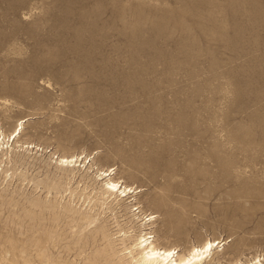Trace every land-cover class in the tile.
I'll use <instances>...</instances> for the list:
<instances>
[{
    "label": "rangeland",
    "instance_id": "1",
    "mask_svg": "<svg viewBox=\"0 0 264 264\" xmlns=\"http://www.w3.org/2000/svg\"><path fill=\"white\" fill-rule=\"evenodd\" d=\"M0 141V264H264V0H0Z\"/></svg>",
    "mask_w": 264,
    "mask_h": 264
},
{
    "label": "bare ground",
    "instance_id": "2",
    "mask_svg": "<svg viewBox=\"0 0 264 264\" xmlns=\"http://www.w3.org/2000/svg\"><path fill=\"white\" fill-rule=\"evenodd\" d=\"M18 135H20V130L18 132ZM11 136V135H10ZM16 138V137H15ZM3 140V139H2ZM1 140V141H2ZM5 140V139H4ZM10 140V139H9ZM1 141H0V146H1ZM78 159V158H77ZM1 162V161H0ZM60 162L62 164H66V165H73L76 160L75 158L73 157H70V158H64L62 157L60 159ZM78 162V160H77ZM71 167V166H70ZM92 170V168H91ZM112 170V169H111ZM111 170H108L106 172H102L103 174L102 175H105V176H108L110 177L112 175V172ZM98 173H100L98 171ZM97 175V174H96ZM101 174H99V176H102ZM97 177V176H96ZM99 178V177H98ZM111 178V177H110ZM103 188V187H102ZM103 191V190H102ZM106 192L105 193H108V196H113V195H116V194H120L121 197H128L130 196L131 194H135L136 193V190H134L132 187H129L127 186L126 184L124 183H121L120 180L119 181H109L107 184H106ZM104 192V191H103ZM104 193V194H105ZM116 193V194H115ZM106 197V196H105ZM108 199V198H107ZM119 199V198H117ZM122 200V199H121ZM117 201V200H116ZM120 201V200H119ZM106 203V202H105ZM120 203V202H119ZM114 204V203H113ZM118 204V203H117ZM125 204V203H124ZM34 205V204H33ZM36 205V204H35ZM40 206V205H39ZM126 206V205H125ZM37 207V205H36ZM137 207V206H136ZM122 208V207H121ZM126 210V209H125ZM30 212V211H29ZM136 212V211H135ZM141 212V211H140ZM134 213V212H133ZM132 213V214H133ZM131 213L130 214H127V215H132ZM144 214V212H143ZM83 216V215H82ZM137 216V214H136ZM135 216V218H136ZM146 216V215H145ZM150 216V215H149ZM131 217V216H130ZM133 218V217H132ZM149 218V217H148ZM153 218V217H152ZM152 218L150 220H152ZM137 220V219H136ZM134 220V221H136ZM146 220V219H145ZM95 221V219L93 217H84V222L86 224H88L87 226L91 225L93 222ZM83 222V223H84ZM147 222V221H146ZM145 222V223H146ZM82 223V224H83ZM84 223V224H85ZM141 225H143L141 223ZM152 225V224H151ZM80 226V224H79ZM97 227V226H96ZM100 227V226H99ZM142 227V226H141ZM81 228V227H80ZM98 228V227H97ZM102 228V226H101ZM105 228V227H104ZM146 228V227H145ZM148 228V227H147ZM87 229V228H86ZM96 229V228H95ZM103 229V228H102ZM100 228L97 229V234L100 232ZM79 230H77L76 232H78ZM84 231H85V228H84ZM96 231V230H95ZM94 231V232H95ZM104 232V230H103ZM82 233V232H81ZM144 233V232H143ZM49 234V232H48ZM75 234H78V233H75ZM84 234V233H83ZM100 234V233H99ZM142 234V233H140ZM95 235V234H94ZM107 235V234H106ZM53 236V235H52ZM83 236V235H82ZM105 236V235H104ZM125 236V235H124ZM140 236V235H138ZM137 236V237H138ZM50 234H49V237L48 239L50 238ZM80 237V236H78ZM84 237V236H83ZM94 237V236H93ZM127 237V236H125ZM47 238V237H46ZM82 239V237H80ZM105 238V237H104ZM134 238V237H133ZM39 239V238H38ZM53 239V238H51ZM79 239V238H78ZM80 239V240H81ZM84 239V238H83ZM82 239V240H83ZM86 239V237H85ZM154 237H152L151 235L148 236V237H145L144 235L137 239L134 246L133 247H137L139 248L140 250H138V258L136 259V262L137 264H202V262L205 260V259H208V257L211 256L212 254V251H213V248L215 246V242H212V241H207L205 242L201 247H192V249L188 252L187 255H184V254H179V252H175L176 249H174L173 247L171 248H164L162 246H159L157 245L155 242H154ZM50 240V239H49ZM48 240V241H49ZM38 241V240H37ZM47 241V240H46ZM45 241V243H46ZM133 243V242H132ZM131 243V244H132ZM221 244V243H220ZM219 245V244H218ZM217 245V246H218ZM35 246V245H34ZM131 246V245H130ZM220 246V245H219ZM36 247V246H35ZM126 247V246H125ZM216 247V246H215ZM107 248V246H106ZM136 248V249H137ZM135 249V250H136ZM105 251V249H103ZM107 250V249H106ZM133 250V249H132ZM131 250V251H132ZM43 251V250H42ZM134 251V250H133ZM41 252V251H40ZM107 252V251H105ZM101 253V252H100ZM104 253V252H102ZM43 254V252H42ZM43 256V255H42ZM135 260V259H134ZM93 263V262H92ZM110 263V262H109ZM121 264H124L121 263Z\"/></svg>",
    "mask_w": 264,
    "mask_h": 264
}]
</instances>
